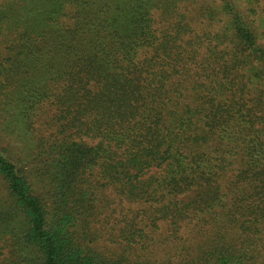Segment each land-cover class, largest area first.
I'll list each match as a JSON object with an SVG mask.
<instances>
[{
    "label": "trees",
    "instance_id": "obj_1",
    "mask_svg": "<svg viewBox=\"0 0 264 264\" xmlns=\"http://www.w3.org/2000/svg\"><path fill=\"white\" fill-rule=\"evenodd\" d=\"M105 190L264 264V0H0V264H148L90 247Z\"/></svg>",
    "mask_w": 264,
    "mask_h": 264
},
{
    "label": "rangeland",
    "instance_id": "obj_2",
    "mask_svg": "<svg viewBox=\"0 0 264 264\" xmlns=\"http://www.w3.org/2000/svg\"><path fill=\"white\" fill-rule=\"evenodd\" d=\"M96 198L104 206L99 212L100 220L93 223L92 230L97 233L89 245L106 257H125L128 261L148 264H188L196 246L205 239L204 221L183 222L176 233L164 221L158 222V228L154 229L140 221L149 216L144 206L119 203L108 190Z\"/></svg>",
    "mask_w": 264,
    "mask_h": 264
}]
</instances>
